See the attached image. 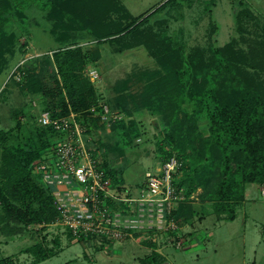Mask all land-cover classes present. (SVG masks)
Wrapping results in <instances>:
<instances>
[{"label": "trees", "instance_id": "obj_1", "mask_svg": "<svg viewBox=\"0 0 264 264\" xmlns=\"http://www.w3.org/2000/svg\"><path fill=\"white\" fill-rule=\"evenodd\" d=\"M171 1L145 16H136L121 0H0V73L7 54L13 52L21 38V33L10 27L24 19L28 9L40 6L52 21L55 40L63 47L44 57L56 67L50 82L25 70L20 87L25 92L41 94L45 110L53 117L74 112L87 129H92L100 118L92 107H102L94 82L85 71L90 63L99 60L100 50H85L83 45L71 42L77 34H83L97 43H118L120 51L130 48L132 43L122 42L120 37L136 32ZM17 24L26 30L22 23ZM134 39L157 52L159 64L158 69L148 73V82L139 98L130 95L134 110L148 108L158 113L167 128L165 140L170 145L164 159L177 155L183 161L179 185L186 187L187 194L202 188L201 199L212 203L218 218L235 219L236 206L245 200L247 185H264L263 43L250 46L246 52L228 43L212 47L209 53L196 49L184 56L180 48L168 46L152 32H136ZM123 99V95L117 97L114 107L131 113ZM14 112L17 117L18 112ZM201 119L207 121L206 132L200 129ZM36 124L34 133L26 132L21 138H15L14 131L0 130V224L7 234L16 232L12 223L45 225L57 221L59 216L54 197L40 180L35 165L50 149L51 139L61 133L53 126H43L38 121ZM26 125L17 118V129ZM114 127L119 128L122 137L108 148L124 154L140 131L134 120L129 125L120 121ZM103 165L119 182L123 171L113 170L105 161ZM175 216L191 219L192 204L180 205ZM21 253L33 257L29 264H37L59 251L39 241ZM158 256L154 250L141 257L140 262L160 264ZM0 264L25 263L15 256H3Z\"/></svg>", "mask_w": 264, "mask_h": 264}, {"label": "rangeland", "instance_id": "obj_2", "mask_svg": "<svg viewBox=\"0 0 264 264\" xmlns=\"http://www.w3.org/2000/svg\"><path fill=\"white\" fill-rule=\"evenodd\" d=\"M165 1L121 0L136 16H145ZM51 27L47 12L38 5L28 9L26 17L10 27L21 33V38L13 52L7 54L0 73V130L14 131L15 138H21L26 132L34 133L36 121L45 110V98L23 91L20 83L25 70L34 71L43 81L50 82L56 67L44 57L52 56L55 50L63 47L55 40ZM140 31L154 33L168 46L180 48L184 56L196 49L209 53L212 47L228 43L246 52L250 46L264 45V0H172L136 32ZM136 32L120 37L122 42L132 43L130 48L121 51L118 43L108 40L97 43L83 34H77L71 42V45H83L85 50H100L99 60L90 63L85 73L88 76L91 69L98 70L99 78L93 82L100 104L108 105L111 114L104 120L97 112L100 118L96 127L87 129L85 126L84 138L96 159L101 163L105 161L119 173L123 171L118 177V190H113L119 197L125 193L137 196L146 173L159 171L170 150L165 140L167 128L162 125L158 113L148 108L134 110L130 95L139 98L148 82V73L159 68L157 52L138 44L134 39ZM261 76L264 77V72ZM121 95L131 113L114 107L116 98ZM14 111L18 112L17 117ZM17 118L27 124L24 129L16 128ZM133 120L139 136L124 149V154L110 150L108 145L122 137L114 125L120 121L129 125ZM199 126L203 132L207 131L205 119L200 120ZM58 138L51 139V147ZM182 187L187 196L178 201L176 209L183 203H191L194 216L188 220L176 218V230L159 231L149 225L122 241L99 243L76 239L57 221L45 225L12 223L14 234L5 233L0 224V257L15 256L29 264L33 257L21 250L41 241L59 253L37 264H141L140 258L154 250L160 264H264V185H247L245 200L236 206L233 220L218 218L212 203L201 199L202 188L188 195L186 187ZM118 205V210L123 211Z\"/></svg>", "mask_w": 264, "mask_h": 264}, {"label": "built area", "instance_id": "obj_3", "mask_svg": "<svg viewBox=\"0 0 264 264\" xmlns=\"http://www.w3.org/2000/svg\"><path fill=\"white\" fill-rule=\"evenodd\" d=\"M88 76L98 80V70L91 69ZM100 106V110L93 106L92 111L109 119V106ZM37 121L61 133L36 163L35 171L54 197L59 212L57 223L66 226L76 239L110 243L122 241L149 225L159 231L178 228L176 204L187 195L176 181L183 165L177 155L163 160L159 171L146 173L137 196L125 193L119 197L115 193L118 182L90 152L84 138L86 127L76 113L53 117L44 110ZM262 192L264 195V189ZM118 203L123 211L118 210Z\"/></svg>", "mask_w": 264, "mask_h": 264}]
</instances>
